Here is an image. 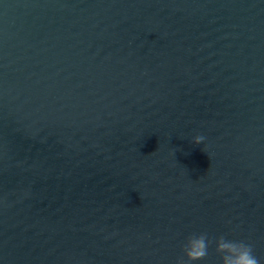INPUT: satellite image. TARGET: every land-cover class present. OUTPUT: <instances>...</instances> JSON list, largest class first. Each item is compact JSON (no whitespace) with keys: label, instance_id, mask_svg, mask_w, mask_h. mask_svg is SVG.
Listing matches in <instances>:
<instances>
[{"label":"water","instance_id":"1","mask_svg":"<svg viewBox=\"0 0 264 264\" xmlns=\"http://www.w3.org/2000/svg\"><path fill=\"white\" fill-rule=\"evenodd\" d=\"M202 232L264 264V0H0V264Z\"/></svg>","mask_w":264,"mask_h":264},{"label":"clouds","instance_id":"2","mask_svg":"<svg viewBox=\"0 0 264 264\" xmlns=\"http://www.w3.org/2000/svg\"><path fill=\"white\" fill-rule=\"evenodd\" d=\"M204 140L203 135H196L192 143L200 145ZM213 242L221 264H261L260 259L254 254L252 244L243 240H229L224 235L213 241L206 232L193 233L186 238L182 245L183 256L178 258L176 264H193L205 260L209 256V247Z\"/></svg>","mask_w":264,"mask_h":264}]
</instances>
